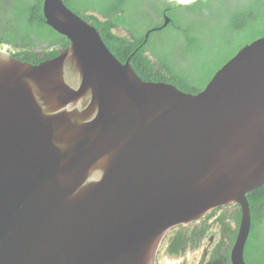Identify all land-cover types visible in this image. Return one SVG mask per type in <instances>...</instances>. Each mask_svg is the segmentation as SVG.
<instances>
[{
    "label": "water",
    "instance_id": "obj_1",
    "mask_svg": "<svg viewBox=\"0 0 264 264\" xmlns=\"http://www.w3.org/2000/svg\"><path fill=\"white\" fill-rule=\"evenodd\" d=\"M43 12L70 42L58 56L0 50V264H156L169 231L235 205L230 260L247 264V195L264 185V36L192 94L144 81L64 0Z\"/></svg>",
    "mask_w": 264,
    "mask_h": 264
},
{
    "label": "trees",
    "instance_id": "obj_2",
    "mask_svg": "<svg viewBox=\"0 0 264 264\" xmlns=\"http://www.w3.org/2000/svg\"><path fill=\"white\" fill-rule=\"evenodd\" d=\"M64 1L98 29L121 62L130 59L144 81L168 82L192 94L203 90L242 47L264 36V0ZM43 2L16 0L9 14L0 17V48L15 50L13 57L33 64L54 58L67 48L69 40L47 25ZM165 12L172 19L169 25L162 31H151L146 39L150 29L162 24L158 23L159 17ZM118 28L128 35H118L115 32ZM40 55L44 57L38 59ZM247 197L252 225L245 246V261L264 264V185ZM232 208L219 220L222 224L228 221L229 226L230 222L235 223V230L229 232L233 243L241 211L232 212ZM188 234L175 230L168 238L169 252H181L184 243L189 244Z\"/></svg>",
    "mask_w": 264,
    "mask_h": 264
},
{
    "label": "flooded vegetation",
    "instance_id": "obj_3",
    "mask_svg": "<svg viewBox=\"0 0 264 264\" xmlns=\"http://www.w3.org/2000/svg\"><path fill=\"white\" fill-rule=\"evenodd\" d=\"M15 1L16 0H0V17H2L4 14H9L10 8L15 3ZM165 17H169L166 14V12L161 17H159L160 20L158 23H162V24L157 27H161L164 24ZM157 27H154V28H157ZM116 30L124 31L121 28H118ZM3 48H8V47H2L0 48V50H2ZM57 49L61 50V48H57ZM5 52L8 53L7 50H5ZM13 52H15V50H11V53ZM43 57L44 56L40 55L38 56V59L43 58ZM227 209L229 208H219V209H215L211 211V213H216L219 211L220 213H218V215L220 218L223 214V211ZM236 209H239V207L237 205L233 206L232 212L235 211ZM228 211L226 213H228ZM211 213H209L206 217H204L198 223L191 224L188 226H181L176 229H173L171 232H175V230L188 232L189 234L186 237L188 238L189 244L186 245L184 243V245L182 246V250H180L181 252L172 253V251L169 252V248H168L167 253L172 254L175 257H181V256H185L188 249H191V251H196L197 249L201 247L203 248L202 252L199 253L200 256L197 259L196 263L194 264H231L230 255H231V250H232L234 242L232 243V241L229 239V232H233L236 228V225L234 222H230V226H231L230 227L228 224V221H226V224H222L219 218L213 219L212 217H209ZM193 230H195V233ZM185 246H186V249L184 250ZM186 262L187 261H184L182 264H186Z\"/></svg>",
    "mask_w": 264,
    "mask_h": 264
},
{
    "label": "rangeland",
    "instance_id": "obj_4",
    "mask_svg": "<svg viewBox=\"0 0 264 264\" xmlns=\"http://www.w3.org/2000/svg\"><path fill=\"white\" fill-rule=\"evenodd\" d=\"M115 32L118 35H125V36L128 35V33L121 31V30H116ZM2 50L4 52H5V50H7L8 52H11L12 49L3 48ZM228 210L229 209L223 211V213L227 212ZM218 213H220V212L219 211L216 212L215 215L218 216ZM173 233L174 232L170 231L167 234L166 239H164L163 242L161 243L157 257H156V264H182L184 261H187L186 264L196 263L197 259L200 256L199 253L202 252V249H203L201 247L199 249H197L196 251H191V249H188L185 256H181V257H175L174 255L167 253V249L169 248V242H168L167 238L171 237L173 235Z\"/></svg>",
    "mask_w": 264,
    "mask_h": 264
},
{
    "label": "bare ground",
    "instance_id": "obj_5",
    "mask_svg": "<svg viewBox=\"0 0 264 264\" xmlns=\"http://www.w3.org/2000/svg\"><path fill=\"white\" fill-rule=\"evenodd\" d=\"M8 53L12 54L11 52H8ZM172 230H173V229H172ZM172 230H171V231H172ZM169 232H170V231H169ZM169 232H168V233H169ZM168 233H167V234H168ZM167 234L165 235V237L167 236ZM165 237H164V239H165ZM164 239H163V240H164ZM163 240H162V242H163ZM162 242H161V243H162ZM158 251H159V250H158ZM157 254H158V252H157ZM157 254H156V257H157Z\"/></svg>",
    "mask_w": 264,
    "mask_h": 264
},
{
    "label": "clouds",
    "instance_id": "obj_6",
    "mask_svg": "<svg viewBox=\"0 0 264 264\" xmlns=\"http://www.w3.org/2000/svg\"><path fill=\"white\" fill-rule=\"evenodd\" d=\"M215 214H216V213L213 214L212 218H213V219H215V218H219V215L216 216Z\"/></svg>",
    "mask_w": 264,
    "mask_h": 264
}]
</instances>
